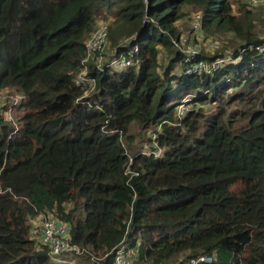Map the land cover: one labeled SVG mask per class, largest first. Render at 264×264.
<instances>
[{
	"label": "trees",
	"instance_id": "trees-1",
	"mask_svg": "<svg viewBox=\"0 0 264 264\" xmlns=\"http://www.w3.org/2000/svg\"><path fill=\"white\" fill-rule=\"evenodd\" d=\"M187 7L205 33L233 35L235 49L186 61L172 40ZM257 18L246 0H0V93L19 99L2 106L15 125L0 114V264H64L33 233V220L50 214L85 250L66 255L74 264H113L122 242L142 264H264ZM100 19L110 61L132 65L98 67L95 57L89 90L74 80ZM229 53L241 60L183 74ZM184 100L193 111L179 121ZM152 132L160 158L144 153Z\"/></svg>",
	"mask_w": 264,
	"mask_h": 264
},
{
	"label": "built area",
	"instance_id": "built-area-1",
	"mask_svg": "<svg viewBox=\"0 0 264 264\" xmlns=\"http://www.w3.org/2000/svg\"><path fill=\"white\" fill-rule=\"evenodd\" d=\"M248 4L252 8L258 7L264 0H247ZM193 27L195 28V32H197V37L202 36V15L201 13H196L193 16ZM109 42V22L101 21L94 34L89 38L86 42V56L83 60V66L85 69L82 73L74 80L77 86H82L89 90L93 89L95 86V80L88 77V63L94 59L98 58L97 64L98 67H102L106 59L104 58V52L107 48ZM173 45L183 54L184 59L186 61L192 60L194 57L200 54V51L196 49L195 46L192 45L191 39L188 40L184 37H180L179 40L173 39ZM209 48L212 50L219 49V46L214 42H209ZM256 51L259 54H264V43L258 45L256 47ZM241 55L234 57L232 53L227 54L221 59H218L214 62L208 63L201 61L192 67H188L183 71V74L190 75L194 73H212L216 70H220L222 67L228 64L237 63L241 60ZM110 61V59H109ZM111 66L120 67V68H128L132 65V61L124 58L123 56L120 58H116L110 61ZM4 94V93H0ZM1 98V97H0ZM15 101V100H14ZM12 102L13 105H17L19 103V99L15 102ZM2 104L0 103V114L3 115L4 121L7 123H12L15 125V118L13 115V110L10 108L8 111H2ZM193 111V107L190 104L189 100H184L176 109V117L179 121L183 120ZM151 137V146L145 147L144 153L147 155H153L155 158H160L164 149L161 148L158 143V132H152L150 134ZM132 161V159H131ZM70 227L67 224L60 223L56 217L52 214L46 215L43 217V221L37 229L36 236L40 239V241L50 248V254L54 260L60 263H70L65 258L66 255L71 254L75 256H80L85 253V250L80 246L71 243V239L69 236ZM114 253V261L113 264H142L140 261V252L138 249L130 250L127 243L122 242L118 247H116L113 251ZM96 263H99V260H94ZM215 260L211 256H201L198 258H194L190 260L186 264H214ZM70 264H74L71 262Z\"/></svg>",
	"mask_w": 264,
	"mask_h": 264
},
{
	"label": "rangeland",
	"instance_id": "rangeland-1",
	"mask_svg": "<svg viewBox=\"0 0 264 264\" xmlns=\"http://www.w3.org/2000/svg\"><path fill=\"white\" fill-rule=\"evenodd\" d=\"M247 1V0H246ZM248 4V1H247ZM248 9L254 12V15H256L258 18L255 21L256 24V32L259 35L260 39H264V2H262L258 7L252 8L248 4ZM186 12L188 13V16L184 18L183 20L179 21L177 23V27L179 31L181 32V36L192 41V45L196 47L200 53L206 55V56H212L216 50H212L209 48V42L208 39H213L212 42L220 46L221 50H228L233 51L235 49L234 46V37L231 34L227 35H212L210 33H205L204 31L201 33V37H197V32H195V28L193 27V19L192 17L197 13L195 12L191 7L186 8ZM193 13V14H192ZM192 14V15H191ZM113 19L110 17L108 21ZM104 21L103 19H100L98 22L97 27L99 26L100 22ZM97 29V28H96ZM208 42V45H207ZM233 42V44H232ZM125 46L126 44H122ZM104 58L106 59V62L104 64H107V62H110L109 59L114 56L115 50L113 49V46L110 44V41L108 42L107 48L104 52ZM218 53V52H217ZM215 53V54H217ZM170 57L167 51L164 48H161V55H160V65L161 69L162 67H165L169 63ZM114 69L116 68L115 66ZM0 103L3 106H6L14 100L16 101L18 97H10L8 94H0ZM14 101V102H15ZM14 115V114H13ZM15 118V117H14ZM43 217L39 216L35 220H33V231L37 233V229H39L40 224L43 221ZM36 235V234H35Z\"/></svg>",
	"mask_w": 264,
	"mask_h": 264
}]
</instances>
